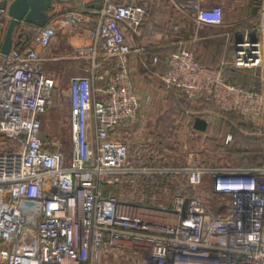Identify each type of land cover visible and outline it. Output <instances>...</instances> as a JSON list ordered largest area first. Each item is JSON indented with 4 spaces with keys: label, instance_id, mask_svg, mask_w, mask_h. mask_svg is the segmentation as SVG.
<instances>
[{
    "label": "built area",
    "instance_id": "2783aa9c",
    "mask_svg": "<svg viewBox=\"0 0 264 264\" xmlns=\"http://www.w3.org/2000/svg\"><path fill=\"white\" fill-rule=\"evenodd\" d=\"M12 1L0 0V264H264V166H210L201 156L173 165L159 139L140 140L126 129L142 100L123 26L138 35L145 5L105 0L99 10L92 43L81 49L99 72L70 77L64 92L66 155L42 134L41 118L57 87L43 56L61 25L78 27L90 18L69 10L36 27L24 47L14 38L3 55V19H11ZM204 1L178 7L197 26L221 25L222 6ZM261 5L257 39L246 30L231 61L259 70L250 89L227 80L223 68L200 64L196 45L184 41L163 58L166 69L158 76L167 89L191 101L212 100L264 135V0ZM171 30L179 34L182 26Z\"/></svg>",
    "mask_w": 264,
    "mask_h": 264
},
{
    "label": "rangeland",
    "instance_id": "374dc122",
    "mask_svg": "<svg viewBox=\"0 0 264 264\" xmlns=\"http://www.w3.org/2000/svg\"><path fill=\"white\" fill-rule=\"evenodd\" d=\"M117 2H124L126 0H116ZM135 3L144 4L146 0H132ZM180 1V0H179ZM54 9L57 11L64 10L67 8V5L59 4L57 0L54 1ZM215 4V3H214ZM212 3L205 5L206 7L214 5ZM258 0H244L241 5L239 4L238 8L233 9L231 6L224 8V19L221 25H199L196 27V33L199 36H204V47L213 48L218 42L225 43V49L222 51L224 58L226 59L227 68L229 71L226 78L231 83H234V79H242V76L238 70L244 71L245 75L248 76V71L243 69H235L231 65L233 58V44L243 38H238L240 36H245V31L249 30V38L251 34L254 33L258 36L255 27L259 25L261 19V9ZM53 8V7H52ZM70 8V7H69ZM52 11V10H51ZM64 12V11H63ZM4 20H6L4 18ZM26 38H31L34 30L28 27L23 28ZM240 34V36H238ZM204 50H208L204 48ZM210 57V55H209ZM99 59H96L98 62ZM229 62V63H228ZM91 63L89 65V73L97 75L99 70L96 68L91 69ZM87 65V66H88ZM247 74V75H246ZM83 75V74H75ZM75 75H71L75 76ZM59 79L58 86L54 90L53 94V104L47 110L46 113L42 116V134L44 137L54 138L58 141L61 150L68 155L70 149V128H69V102L65 98L63 92L67 89L69 82V74L61 75ZM69 77V78H68ZM245 79V78H244ZM68 81V82H67ZM142 90L146 94V98L143 100L141 109L137 115V118L132 123L130 128L133 130V136L137 139H146V138H156L162 140L163 134L172 135L170 139L166 140V154L168 155L169 161L173 165H183L187 160L188 152H198L208 163L216 162L217 165H226V166H257L260 164L264 165V135L261 136L259 142H256L254 146H259L262 150L256 151L257 154L250 155L249 160H242L240 155L231 152L230 149L235 147L239 148L245 143L254 144L256 138L247 137L252 142H244L245 140L237 139L238 143L226 148L231 141V138L224 140L222 135V125L221 122L220 128L221 132L218 133V136H212L210 130L205 133L195 131L192 128V116H201L202 107L210 108L211 110L217 111L214 106L208 105H199V102L191 101L187 99L183 94L175 90L167 89L161 82L160 79L156 81L148 82L143 80ZM236 84V83H234ZM97 85V83H96ZM239 85V84H237ZM153 86V90H150V87ZM152 91V92H151ZM195 114V115H193ZM195 117V118H196ZM206 120H209L207 118ZM212 123L208 124L209 126ZM212 136V137H211ZM221 147L219 155H211L212 151H209L208 145L210 146H219ZM207 157H215V160L208 161ZM253 160V161H252ZM207 190V187L206 189Z\"/></svg>",
    "mask_w": 264,
    "mask_h": 264
},
{
    "label": "crops",
    "instance_id": "0c3cea01",
    "mask_svg": "<svg viewBox=\"0 0 264 264\" xmlns=\"http://www.w3.org/2000/svg\"><path fill=\"white\" fill-rule=\"evenodd\" d=\"M58 2L59 4L65 3L67 8L63 10L64 12L62 10L57 11L56 8L54 9L53 4V8L50 7L48 10L51 15L54 13H60L59 15H62L69 10H83L87 13L90 19L78 27L61 25L58 35L54 38L49 50L43 56V67L50 76H54L57 79V86L62 74H69V77L75 74H90L88 64L91 60L86 56H82L81 49L92 43L93 35L97 29L98 12L103 6L105 0H61ZM180 2L181 1L179 0H146L144 5L147 9V15L144 23L138 31V35L134 34L127 26H124L126 40L135 50L130 55L129 63L136 84V89L142 103L146 98V94H144L142 84L140 85V83L143 80H147L153 84V81L159 79L158 75H160L165 69L163 58L175 49L178 41H184L186 42V45H191L192 43L194 44L197 42H201V44L204 43V36H199V34L196 33L197 24L187 12H183L179 9L178 4ZM210 3L219 4L224 8L232 6L236 9L239 4L242 3V0L204 1L205 5ZM177 22L181 24L182 31L175 35L171 32V26ZM25 27L34 30L38 26L22 22L16 28L14 33V38L17 42H25L28 39L23 31V28ZM163 28L165 29L163 30ZM155 56L162 59L159 64L152 63V59ZM152 88L154 87L151 86L150 90H153ZM201 110L202 115L197 117L201 119L209 118L212 123L209 126L210 134L212 133V136L217 137L218 133L221 132L220 125L224 116L220 112L211 110L207 107H202ZM195 116H192V118L195 119ZM192 128L201 133L208 132L206 130L195 129L193 126ZM127 129L130 130L132 136L133 130L130 127ZM197 156H199L198 152L190 151L188 152L187 160Z\"/></svg>",
    "mask_w": 264,
    "mask_h": 264
},
{
    "label": "trees",
    "instance_id": "16d2710c",
    "mask_svg": "<svg viewBox=\"0 0 264 264\" xmlns=\"http://www.w3.org/2000/svg\"><path fill=\"white\" fill-rule=\"evenodd\" d=\"M180 1H185V0H180ZM243 2H244V0H242V3ZM258 2L261 6V0H258ZM222 9H223V19H224V8L222 7ZM260 9H261V7H260ZM59 14L60 13H54L53 15H51L46 24H48L51 20L56 18ZM9 23H10V20H8V19L4 20L3 19V24H4L3 34L4 35L6 34ZM141 26L139 27V29L141 28ZM162 27H164V26H162ZM124 28L125 27L123 26V29ZM164 29L165 28H163V30ZM171 32H173V31H171ZM172 34H174V33H172ZM175 35H177V34H175ZM238 36H240V34ZM257 37H258L257 35L252 33L250 39L255 40V39H257ZM238 38H244V36L243 37L240 36ZM26 42H28V40H26L25 42L20 41V42L16 43V46L24 47L27 44ZM191 45H196V47H197V50L195 52V56H196V59L199 61L200 64H202L203 66L214 68V69L223 68L224 76L226 77V74L228 75L229 71L226 70L228 68L224 67L227 64H226V59L224 58V54L222 53V51L225 49V43L223 41L216 43L215 45H217V47L214 46L213 48L204 47L201 44V42H197L194 44L192 43ZM204 48H207L208 50H204ZM234 50H235V42H234L233 48H232L233 55H234ZM209 55H210V57H209ZM165 69H166V66H165ZM165 69L162 71V73L165 71ZM235 69H237V70L243 69V70L248 71L247 74H249V75L246 77V76H244L245 75L244 71L238 70L242 76V79H234V83L242 85L246 89H250L252 87V85L255 82H257V80L259 78V70L257 68H235ZM226 79L228 80V78H226ZM174 90L180 92L181 94H183L186 97V95L184 94L183 91H181L179 89H174ZM196 102H199V105L210 104V105L214 106V108L224 116L223 125H222V133H223L222 137L224 140H227L228 138L231 137V141L228 145H226V148L234 145V143L239 144V141H237L238 138L239 139L243 138L245 140L244 142H252L249 139L247 141V137L256 138L254 140L253 145H250V143L249 144L245 143V144H243V146H241L239 148L235 149V147H234L233 149H230L231 152L240 155L242 160H249L250 155L257 154L256 151L262 150V146H261V148L259 146H254L256 144V142H259V139H261L260 138L261 136H259V133L255 130V128L252 125L246 124L239 115H237L236 113H233V112H226V111L221 110L212 100L203 99V100H198ZM131 125H129L128 127H130ZM192 126L195 129H199V130H206V131L209 130V125L207 123V120L201 119L199 117H196L195 119L192 118ZM128 127H126V129ZM127 131L130 133V130L127 129ZM171 137H172V135H169V136L165 135V132H164L162 140L159 141L160 148L162 149V151H164V153L166 152V150H165L166 149V145H165L166 140L170 139ZM220 146L224 147L225 145H220V144H219V146L208 145V148H209L208 150L212 151V154H210V156L211 155H214V156L219 155V152L221 150ZM165 156H166V160L171 164V162L168 159V155L166 153H165ZM207 160L213 161V160H215V157H207ZM204 161L210 166L217 165L216 162L208 163L206 160H204ZM262 166H264V165L263 164H260L257 166L241 165V166H237V167L252 168V167H262Z\"/></svg>",
    "mask_w": 264,
    "mask_h": 264
},
{
    "label": "water",
    "instance_id": "95a60500",
    "mask_svg": "<svg viewBox=\"0 0 264 264\" xmlns=\"http://www.w3.org/2000/svg\"><path fill=\"white\" fill-rule=\"evenodd\" d=\"M55 0H13L8 6V14L11 17L3 43L2 54L7 55L14 43V33L16 28L22 23L27 22L37 26L47 23L51 14L48 12ZM61 1V0H57ZM3 4L2 7H6Z\"/></svg>",
    "mask_w": 264,
    "mask_h": 264
}]
</instances>
